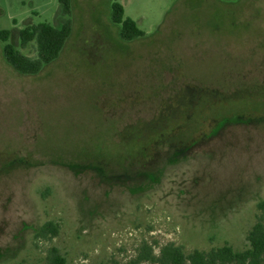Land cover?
Wrapping results in <instances>:
<instances>
[{
  "label": "rangeland",
  "instance_id": "rangeland-1",
  "mask_svg": "<svg viewBox=\"0 0 264 264\" xmlns=\"http://www.w3.org/2000/svg\"><path fill=\"white\" fill-rule=\"evenodd\" d=\"M56 1L0 0V31L30 58L20 29L72 28L31 76L0 40V264H47L51 247L66 264L245 249L264 200V0H117L144 32L128 43L108 4L72 0L64 16ZM47 222L57 236L37 237Z\"/></svg>",
  "mask_w": 264,
  "mask_h": 264
},
{
  "label": "trees",
  "instance_id": "trees-1",
  "mask_svg": "<svg viewBox=\"0 0 264 264\" xmlns=\"http://www.w3.org/2000/svg\"><path fill=\"white\" fill-rule=\"evenodd\" d=\"M60 1L64 4L65 13L68 14L70 12V0ZM110 14L111 22L119 29L118 36L121 41L130 42L144 36V32L139 29L137 24L124 16V7L119 2L115 1L111 4ZM70 34L71 23L69 19L65 20L60 27L53 26L47 22H40L20 29L17 35L21 48L31 42L35 43L36 58H30L23 55L15 43L8 42L9 31H0V40L4 43L2 49L3 58L20 75H36L43 67L59 58ZM169 137L155 144L152 150H159L168 142ZM178 139L179 142H183L181 137ZM180 148L184 149L188 148V146L183 144ZM152 150L147 147L144 148L143 155L147 157L153 154ZM179 151L180 149L168 157L169 160L181 158ZM91 167L100 175H105L107 171L105 164H95V166L91 165ZM137 173L136 175L139 178L144 176L148 180H154L157 175V173L140 170ZM256 208L258 211L256 220L247 233V246L243 250H234L230 245L224 244L221 247L211 248L207 251L195 249L185 253L180 246L170 243L162 246L156 256L153 254L152 248L145 245L141 248L140 254L128 264H142L145 262L150 264H264V200L258 202ZM58 230L57 224L47 222L38 230L36 236L51 239L57 236ZM46 259L47 264H66L65 258L55 247L49 248Z\"/></svg>",
  "mask_w": 264,
  "mask_h": 264
},
{
  "label": "flooded vegetation",
  "instance_id": "flooded-vegetation-1",
  "mask_svg": "<svg viewBox=\"0 0 264 264\" xmlns=\"http://www.w3.org/2000/svg\"><path fill=\"white\" fill-rule=\"evenodd\" d=\"M115 1H117V0H99V6L101 7L102 5H104V4H108L107 5V10H108V14L107 15H109V18H108V21H109V23L111 24V26H113V27H116L112 22H111V20H110V6H111V4L113 3V2H115ZM57 3V7H56V10H55V12H54V15H72V11H73V4H72V0H70V12L68 13V14H66L65 13V9H64V4L60 1V0H57L56 1ZM117 2H119V1H117ZM64 21H62V22H59L56 26H58V27H60L61 25H62V23H63ZM72 29V28H71ZM141 38V37H140ZM140 38H137V39H134V40H132V41H137V40H140ZM132 41H130V42H132ZM123 42V41H122ZM128 43V42H127ZM214 95H216V93L214 94ZM219 95V94H218Z\"/></svg>",
  "mask_w": 264,
  "mask_h": 264
}]
</instances>
